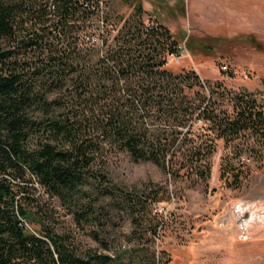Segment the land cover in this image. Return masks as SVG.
I'll return each mask as SVG.
<instances>
[{"label": "trees", "instance_id": "trees-1", "mask_svg": "<svg viewBox=\"0 0 264 264\" xmlns=\"http://www.w3.org/2000/svg\"><path fill=\"white\" fill-rule=\"evenodd\" d=\"M103 3L0 0V264L169 263L155 246L158 217L149 216L165 187L117 185V154L196 185L210 178L223 142L232 151L222 177L237 188L252 172L246 154L264 163V102L168 69L179 43L164 26L146 25L141 5L94 56L99 24L110 20ZM54 202L78 227H99L91 232L98 249L78 244ZM114 210L132 225L123 240L109 229Z\"/></svg>", "mask_w": 264, "mask_h": 264}, {"label": "rangeland", "instance_id": "rangeland-1", "mask_svg": "<svg viewBox=\"0 0 264 264\" xmlns=\"http://www.w3.org/2000/svg\"><path fill=\"white\" fill-rule=\"evenodd\" d=\"M103 2L102 16L110 20L108 26L99 24L94 56H103V50L114 43L111 27L120 30L141 5L146 25L164 26L179 43L180 55L166 56L168 69L176 73L194 70L203 80L221 82L235 92L253 93L264 102V0ZM104 39L108 40L106 47ZM228 151L232 150L219 143L210 178L196 185L171 181L157 165L137 163L128 153L113 156L110 172L120 187L139 191L151 190L153 185L165 187L160 191L165 200L153 205L149 216L158 217L154 220L155 225L159 223L155 246L166 252L167 264H264V163L246 154L243 161L252 172L237 188L222 177ZM39 193L47 202L43 190ZM55 205L64 229L74 233L78 244L98 249L91 232L99 227H78L71 214ZM112 215L115 219L109 229L123 240L132 229L130 219L115 210ZM27 227L38 230L28 222Z\"/></svg>", "mask_w": 264, "mask_h": 264}]
</instances>
